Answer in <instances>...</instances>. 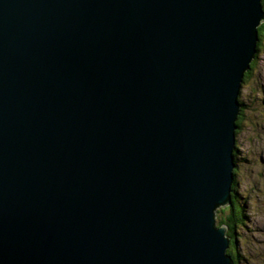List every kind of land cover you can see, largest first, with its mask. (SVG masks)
Masks as SVG:
<instances>
[{"label": "water", "instance_id": "obj_1", "mask_svg": "<svg viewBox=\"0 0 264 264\" xmlns=\"http://www.w3.org/2000/svg\"><path fill=\"white\" fill-rule=\"evenodd\" d=\"M261 0H0V264H236L238 95Z\"/></svg>", "mask_w": 264, "mask_h": 264}, {"label": "rangeland", "instance_id": "obj_2", "mask_svg": "<svg viewBox=\"0 0 264 264\" xmlns=\"http://www.w3.org/2000/svg\"><path fill=\"white\" fill-rule=\"evenodd\" d=\"M261 4L264 11V0ZM257 28L258 40L249 61V67L252 63L253 67L249 68L238 95L240 119L236 120L235 130L236 194L245 205L244 222L237 223L241 226L235 236L238 264H264V19ZM232 190L233 187L230 198ZM229 213L228 203L217 206L216 224L220 226L221 221H226ZM230 239L229 236V246Z\"/></svg>", "mask_w": 264, "mask_h": 264}, {"label": "trees", "instance_id": "obj_3", "mask_svg": "<svg viewBox=\"0 0 264 264\" xmlns=\"http://www.w3.org/2000/svg\"><path fill=\"white\" fill-rule=\"evenodd\" d=\"M263 25V24H262ZM261 26V25H260ZM260 29V27H259ZM253 65V63H252ZM251 65L250 69L253 67ZM250 69H248L246 72H245V75H244V80L247 78L249 72H250ZM237 119H240L239 117ZM237 123H239V120L237 121ZM239 127V125H238ZM236 147V146H235ZM237 148V147H236ZM236 148L234 150V153H235V158L237 157L236 155ZM234 179H233V182H232V187H233V190H232V203L229 204V210H230V213L228 214L229 217L226 218V221H221L220 222V225L221 224H225L226 227H227V235L231 237V241H230V246L228 247L227 249V252L231 255L232 259L234 260V262L236 264H238V261H239V256L238 255V252H235V247H236V241H235V236H237V228H239L241 225H237V223H243L244 222V217H245V205L243 203H241L240 201H238V196H237V187H236V168L234 169ZM242 204V205H241ZM233 245V247H232Z\"/></svg>", "mask_w": 264, "mask_h": 264}, {"label": "bare ground", "instance_id": "obj_4", "mask_svg": "<svg viewBox=\"0 0 264 264\" xmlns=\"http://www.w3.org/2000/svg\"><path fill=\"white\" fill-rule=\"evenodd\" d=\"M244 81V80H243ZM243 83V82H242ZM242 87V86H241ZM241 87H240V90H241ZM240 94V93H239ZM239 111H240V108H239ZM239 111H238V113H239ZM237 118H238V115H237ZM237 120V119H236ZM236 142V141H235ZM234 150H235V147H234V149H233V156H234ZM233 170H232V173H233V179H234V168H235V160H234V158H233ZM232 182H233V180H232ZM232 187V186H231ZM231 201H232V198H231ZM226 206V205H225ZM217 225V224H216ZM218 226V225H217Z\"/></svg>", "mask_w": 264, "mask_h": 264}]
</instances>
